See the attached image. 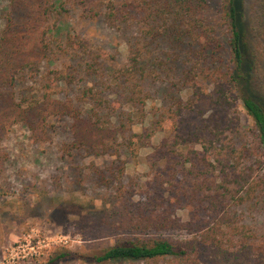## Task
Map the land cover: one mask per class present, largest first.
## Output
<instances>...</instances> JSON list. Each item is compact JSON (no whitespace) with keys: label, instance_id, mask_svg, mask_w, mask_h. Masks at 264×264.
I'll list each match as a JSON object with an SVG mask.
<instances>
[{"label":"trees","instance_id":"16d2710c","mask_svg":"<svg viewBox=\"0 0 264 264\" xmlns=\"http://www.w3.org/2000/svg\"><path fill=\"white\" fill-rule=\"evenodd\" d=\"M0 1L6 2L0 33V142L16 124L26 125L35 141L46 140L54 122L70 117L75 147L99 152L119 143L121 137L130 154L137 156L141 147L151 144L153 132L127 137L119 128L125 124L119 118L113 121L111 101L101 91L86 87L73 97L64 95L66 88L61 90L59 85L72 86L81 72L86 76L101 72L118 100L135 109L149 99L145 82L178 69L174 58L191 61L182 71L183 81L194 71L211 80L207 123L211 138L198 141L203 147L220 145L217 164L208 161L205 171L189 175L157 174L142 184L147 189L140 194L135 190L141 187L138 183L127 186L118 177L111 180L113 203L104 222L114 232L132 234L117 236L90 258L92 263L264 264V242L233 214L234 206L249 203L264 210V87L252 48L253 29L264 33V0L258 2L252 29L245 21V0H225L222 23H213L207 14L209 0H78L84 5V16L103 17L112 27L136 24L140 37L129 45L128 62L109 73L102 65L103 52L69 32L56 48L77 59L80 54L77 66L73 71L56 68L43 75V63L56 52L51 42L53 22L67 11L62 0ZM22 80L42 81L32 90L35 94L21 95L17 87ZM237 103L254 122L249 145L238 146L233 140L236 123L230 113ZM130 115L126 114L128 120ZM160 146L169 144L164 141L154 150ZM130 187L132 194L127 192ZM151 231L182 235H144ZM73 255L63 252L45 264Z\"/></svg>","mask_w":264,"mask_h":264},{"label":"rangeland","instance_id":"374dc122","mask_svg":"<svg viewBox=\"0 0 264 264\" xmlns=\"http://www.w3.org/2000/svg\"><path fill=\"white\" fill-rule=\"evenodd\" d=\"M224 2L209 0L207 14L213 23H222ZM258 2L245 0V21L249 29L256 25ZM62 3L67 11L56 18L51 28V42L56 52L43 63L41 75L56 68L73 71L72 67L77 66L80 54L77 59L75 54L63 55L56 48L69 32L101 50L99 53L103 52L101 60L107 72L128 62L129 45L139 39L140 26L112 27L103 17L84 16V5L78 0H62ZM5 6L6 2L0 1V33L4 26L1 11ZM222 30L225 31V25ZM252 41L257 55L256 73L264 87V33L253 29ZM174 60L177 70L166 71L158 79L145 82L144 90L149 99L145 106L135 109L127 108L118 100L101 72L92 76L81 72L72 86L59 85L61 90L66 88L64 95L73 97L80 96L86 87L101 91L111 101L113 121L119 118V123L125 124L119 128L127 137L138 132H153L151 144L141 147L137 156L130 154L121 137L119 143L99 149V152L75 147L70 117L54 122L48 138L38 142L26 125L16 124L10 128L0 142V264H45L52 256L63 252L74 255L57 264H96L90 261L93 255L113 244L117 236L132 234L130 231L114 232L104 222L108 218L107 207L113 203L111 180L118 177L116 180L127 186L138 183L141 187L135 190L140 194L147 189L142 184L157 174L183 176L190 171H205L204 164L208 165V161L217 164L215 158L220 145L203 147L198 141L203 137L211 138L207 128L208 100L213 90L211 80L194 71L183 81L182 71L191 61L183 57ZM41 81L22 80L17 87L18 93H33ZM130 112L128 120L126 114ZM230 116L236 123L234 142L238 146L249 145L255 130L252 118L240 103L231 110ZM221 137L225 143V131ZM164 141L169 146L154 150ZM131 190L134 188H128L127 192L132 194ZM233 214L264 242V210L260 206L255 203L236 205ZM147 234L168 238L182 235L174 231H151L144 235Z\"/></svg>","mask_w":264,"mask_h":264}]
</instances>
